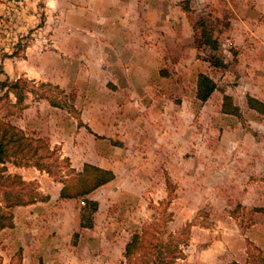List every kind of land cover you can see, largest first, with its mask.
Here are the masks:
<instances>
[{"label": "rangeland", "instance_id": "1", "mask_svg": "<svg viewBox=\"0 0 264 264\" xmlns=\"http://www.w3.org/2000/svg\"><path fill=\"white\" fill-rule=\"evenodd\" d=\"M185 1L190 5L187 10L182 7ZM247 14L252 16L251 26L264 20V0H0V80L25 76L51 81L64 89L73 105H54L28 93L24 108L3 99L0 114L14 111L8 115L12 122L45 137L76 169L89 161L106 162L99 165L119 170L115 181L88 194L98 202L94 211L84 197L61 198L62 182L46 170L23 165L31 169L22 173L16 170L20 165L7 162L8 171L20 173L29 182L26 188L51 195L35 201H49L39 212L49 226L44 225L43 232L29 229L26 240L40 247L35 261L125 264L124 249L132 232L154 221L167 231L189 226L186 257L180 260L184 264L233 260L252 264L250 250L255 245L264 250V112L251 108L247 96L264 100V63L252 58L256 50L247 51L249 60L244 57L242 47L257 44L255 35L241 37L240 20ZM201 19L213 28L216 47L202 36ZM101 26L113 28L111 44L104 45H110L114 53L125 46L118 34L122 39L134 37L127 47L135 48L141 35L140 40L145 39L147 49L156 50L159 59L156 69L138 72L152 81L147 83V99L167 88V102H159L166 114L174 111L175 102L184 108L178 130L172 116L166 120L169 125L173 120L168 139L178 143L168 146L161 160L147 152L148 126L141 115L146 106L131 107V98L119 103L120 114H102L100 119L107 126L96 129L99 114L92 108L103 103L111 109L116 100L109 92L114 88L113 70L103 66L105 70L99 72L98 66L78 55L94 49L95 43L102 44L103 34L97 30ZM127 28L129 34H125ZM170 33L177 35V44L165 41ZM211 55L221 57L225 65H214ZM179 57L182 64H173ZM200 72L217 82L206 100L197 95ZM159 73L168 74L165 81L156 80ZM5 90L0 88L1 93ZM225 94L233 97L240 114L223 111ZM10 96L16 100L13 93ZM5 183L0 185V199L9 187ZM48 231L53 237L51 250L44 248ZM2 259L0 252V264Z\"/></svg>", "mask_w": 264, "mask_h": 264}, {"label": "trees", "instance_id": "2", "mask_svg": "<svg viewBox=\"0 0 264 264\" xmlns=\"http://www.w3.org/2000/svg\"><path fill=\"white\" fill-rule=\"evenodd\" d=\"M189 6V2L186 1L182 5L186 10ZM203 21L201 19L199 23ZM201 30L204 39L212 42V45L216 47L218 39L213 37V28L203 23ZM209 59L214 65H225L224 60L217 55H211ZM216 87L217 82L211 75L206 72L199 73L197 95L200 99H208ZM0 88H6L4 93L0 91V102L5 99L13 107L24 108L28 93L44 97L54 105L73 107L64 89L51 81H36L19 76L13 80H0ZM11 93L16 97L15 101L11 98ZM247 102L251 108L264 112V100L249 94ZM222 109L227 113H241L239 105L229 94L224 96ZM13 112L7 111L0 114V185L6 184L5 182L9 185L3 192V198L0 199V231L15 224V206L33 203L37 200H48L51 196L50 194L43 195L35 188H26L29 182L20 173L8 171L7 162L20 166L35 165L41 170H46L62 182L59 191L61 198L84 197L89 200L88 202L95 211L98 208V202L87 196L98 187L113 180L116 177L115 171L89 161L84 162L81 169H76L71 165L69 157H62L58 148L51 147L45 137L30 134L23 127L12 122L8 115ZM188 234L189 226L174 232L167 231L165 226L159 227L154 221H147L141 228L134 230L126 242L125 264H184L180 260L186 257L184 246L187 244ZM250 258L252 264H264V250L255 245L253 250H250ZM15 260L18 264H23L22 254L13 255L8 264H14ZM229 264L241 263L233 260Z\"/></svg>", "mask_w": 264, "mask_h": 264}, {"label": "crops", "instance_id": "3", "mask_svg": "<svg viewBox=\"0 0 264 264\" xmlns=\"http://www.w3.org/2000/svg\"><path fill=\"white\" fill-rule=\"evenodd\" d=\"M113 2V1H109ZM260 3V2H258ZM256 7H259V4H256ZM118 16H121L120 11L118 12ZM245 18V19H244ZM244 18H241V37L243 39L249 38V36H257L256 47H250V46H243L244 48V57L248 58L250 54L247 51H255L252 53V58L256 60V62H261V64L264 63V20H260L258 24L252 26L249 24L251 21L252 16L250 14L246 15ZM242 21V22H241ZM177 25V23H176ZM121 28V27H119ZM113 28H108L101 26L97 30H100L103 34V38L101 39L102 44L95 43V48H88L86 49L87 53H82L81 55H78L79 58H84L86 63L88 64H95L99 68V72L105 70L103 66H112V74H111V80H112V88L111 95L116 99L113 106H111V109L109 107H104L103 103L98 105L97 107L92 108L94 111H96L99 116L97 117L96 125L98 130H101L107 126L103 120L100 119L101 115L104 113H110V114H120L121 112V106L119 105L120 102H122L123 99L126 100V98H131L128 101V104H131L130 106L137 105L146 106L145 109L141 108V115L147 120V152L149 154H154L155 157H158V160H161L164 156V153L167 151L168 146H172L173 144L178 143L173 141H170L168 139L169 135L173 134L171 132L172 130L169 129V126L173 125V120L170 119V122L172 124L167 123V119H169V116H172L174 118V125L177 129V125L179 121V116H182L184 114L183 107H178V103L175 102L174 111H172L170 114H166V110L162 108L161 105H159V102L166 101L167 99L164 92H168L169 90L166 88L163 91H157L156 94H154L152 99H147V83H152V81H147V74H140L138 72H141L142 70H147V67H153V69H156V64L158 63L159 59H157V55L153 51H149L147 49V44L145 43V39L141 41V35L140 38L137 39L139 42L138 48L135 47H127L129 44L134 43L135 38L133 39L131 36H127V38H121L119 34L116 36L120 39V44L125 45L121 48L120 53L116 50L115 53L109 49L110 45H104V43H110L111 44V38L109 36V30ZM113 31V30H112ZM236 33L238 29H235ZM139 34H141V31L139 29ZM177 33V32H176ZM107 34L105 37L104 35ZM125 34H129V30H125ZM166 39L165 41L168 43L169 41H172L174 44H177L175 42V39L177 38L173 34H165ZM172 37V39H171ZM114 40L117 41L114 37H112ZM143 39V38H142ZM163 40H159V44H162ZM181 47V46H180ZM191 47H193V44H191ZM128 48V49H127ZM156 48V45L153 46L152 50ZM163 47L160 46L159 49H162ZM83 50V49H82ZM85 50V49H84ZM161 54V52H158ZM255 54V55H253ZM94 55V57L92 56ZM148 55V56H147ZM140 56V57H137ZM183 57L175 58L173 61V64H182ZM187 63V62H186ZM118 66L119 69L116 67ZM122 67H129V68H122ZM138 67V69L136 68ZM150 75H154L153 73ZM167 73L165 75L158 74L155 78L157 81L162 82L166 80ZM108 80V79H107ZM176 89V87H175ZM109 94V93H107ZM137 97V98H135ZM136 99V102L134 103V100ZM124 100V102H125ZM148 100V101H147ZM171 104V103H170ZM150 105V106H148ZM138 108V107H137ZM179 108V109H178ZM147 110V111H145ZM182 122V121H181ZM115 126L114 124H112ZM178 130V129H177ZM176 130L177 136L179 135L178 131ZM181 134V133H180ZM132 140H136L134 137H132ZM183 140V139H182ZM177 153L178 152V144L176 145V148L173 149ZM149 158H147V163H152L149 161ZM178 158V155L176 157ZM104 163H99L104 165ZM156 164L153 163V165ZM108 165V164H106ZM116 171V177L115 181L119 177V170L115 169V167H112ZM31 167H16V170L25 173L26 171L30 170ZM136 169V168H134ZM150 173V171H148ZM61 183V182H60ZM58 189L60 188V184L58 183ZM49 201H38L33 202L26 205H17L14 208L15 216H14V222L15 224L12 227H5L0 231V252L3 255L2 263L8 264L13 255L16 254V251L18 250V254H22L23 256V264H51L49 262H41L35 261L36 255L39 256L37 253L40 251V247L35 244H30V242L26 241L29 238L30 230L32 232H43L45 230L44 225L49 226L48 220H42L41 216L39 215V212L42 209V206H46V204ZM38 216V217H37ZM30 229V230H29ZM47 241L46 246L44 247L46 250H51L53 248V240H52V231L47 232ZM35 236H33L34 238ZM45 238V240H46ZM49 239V240H48ZM52 241V243H50ZM49 244V245H48ZM36 248V249H32Z\"/></svg>", "mask_w": 264, "mask_h": 264}]
</instances>
